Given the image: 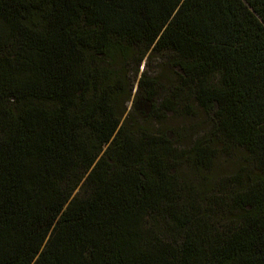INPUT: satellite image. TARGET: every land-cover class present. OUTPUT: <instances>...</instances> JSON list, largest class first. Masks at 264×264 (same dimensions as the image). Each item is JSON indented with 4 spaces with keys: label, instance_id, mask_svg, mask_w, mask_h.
Wrapping results in <instances>:
<instances>
[{
    "label": "trees",
    "instance_id": "trees-1",
    "mask_svg": "<svg viewBox=\"0 0 264 264\" xmlns=\"http://www.w3.org/2000/svg\"><path fill=\"white\" fill-rule=\"evenodd\" d=\"M0 264H264V0H0Z\"/></svg>",
    "mask_w": 264,
    "mask_h": 264
},
{
    "label": "rangeland",
    "instance_id": "rangeland-1",
    "mask_svg": "<svg viewBox=\"0 0 264 264\" xmlns=\"http://www.w3.org/2000/svg\"><path fill=\"white\" fill-rule=\"evenodd\" d=\"M147 57L148 53L138 65L136 74H134L133 68L128 69L127 72L132 84V90L128 102L124 104L125 112L122 118H124L126 114H130V119L137 123L140 121L139 115L141 113H146L149 106L148 103H144L142 100V103L137 104L136 107H132L137 80L143 69L146 76L156 79V82L159 85V90L157 91L158 94L153 98L155 104L159 103V101H157L158 98L167 96V92L171 89V84L174 82L175 71L170 66L164 54H154L153 56ZM180 103H183L182 99L180 100ZM192 105L194 104L191 103V109L188 106L182 112L164 114V118H160L159 121L157 120L158 118L152 116L150 125L155 130L162 128L172 131L174 133L173 138L176 141H179L178 143L180 146L190 145V140L207 132L211 123L210 113H203L197 107H192ZM177 110H179V107ZM216 175H219L218 171L215 172V176Z\"/></svg>",
    "mask_w": 264,
    "mask_h": 264
}]
</instances>
